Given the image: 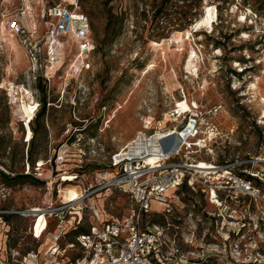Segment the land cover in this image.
I'll list each match as a JSON object with an SVG mask.
<instances>
[{
    "label": "rangeland",
    "instance_id": "1",
    "mask_svg": "<svg viewBox=\"0 0 264 264\" xmlns=\"http://www.w3.org/2000/svg\"><path fill=\"white\" fill-rule=\"evenodd\" d=\"M163 1L76 0L92 21V66L82 72L73 68L78 49L68 36L60 50L65 65L45 85L31 79L21 41L40 46L51 27L48 8L67 3L0 0V84H14L13 97L0 89V210L40 206L49 198L46 184L53 182L57 189L68 173L82 172L92 181L94 172L141 132L149 137L180 130L186 120L168 122L166 113L178 103L187 111L188 104L181 102L187 98L207 111L221 139L213 154L177 160L213 164L219 173L217 168L209 181L225 187L216 203L209 193L183 187L173 199L174 213L164 219L171 224L168 232L176 235L187 259L199 264H264V0H193L192 22L164 32L156 16ZM16 17L26 26L24 37L6 29ZM44 97L46 116L32 122ZM142 148L153 151L149 142ZM224 170L257 177L253 185L260 197L241 192L232 182L226 185ZM33 218L0 215L3 264H14L13 254L22 259L40 247L29 232Z\"/></svg>",
    "mask_w": 264,
    "mask_h": 264
},
{
    "label": "built area",
    "instance_id": "2",
    "mask_svg": "<svg viewBox=\"0 0 264 264\" xmlns=\"http://www.w3.org/2000/svg\"><path fill=\"white\" fill-rule=\"evenodd\" d=\"M46 16L51 27L45 31L42 44L21 41L32 66L31 79L40 78L45 85L51 82L56 67L65 63L60 50L68 36L74 38L78 49L73 68L78 72L90 70L92 64L88 58L96 47L90 36L87 15L77 4H56L48 8ZM6 29L16 37H24L26 33V26L19 17L8 20ZM41 52L44 63L40 73ZM181 102L188 104V110H181L178 103L166 113V120H186L185 125L180 130H170L167 134L176 132L175 136L161 139L155 152L139 149L145 147L157 131L149 137L141 132L111 155L106 167L94 172L92 181L82 172L68 173L60 178L61 188L59 185L55 189L53 182L46 184L49 198L40 206L27 211L0 210V215L34 217L29 232L40 247L27 252L22 259H16L17 255L13 254L14 264H199L187 259L176 235L168 232L171 224L164 219L174 213L173 199L184 186L209 193L210 202L214 203L213 199L218 202L225 186L212 185L211 174L194 167L199 162L189 164L177 158L201 152L213 154L221 132L208 121L207 111L197 102L187 98ZM211 112L216 115L218 109ZM148 157H154L153 164L148 163ZM217 171L219 173V168ZM224 172L228 173L226 185L232 182L241 192L260 197V190L250 179L237 177L228 170ZM71 190L75 191L74 196ZM41 220L42 227L37 233Z\"/></svg>",
    "mask_w": 264,
    "mask_h": 264
},
{
    "label": "trees",
    "instance_id": "3",
    "mask_svg": "<svg viewBox=\"0 0 264 264\" xmlns=\"http://www.w3.org/2000/svg\"><path fill=\"white\" fill-rule=\"evenodd\" d=\"M182 2H184L186 4H184L181 7V6H178L177 4L173 3L172 0H164L161 7L157 10L156 16H157V18H159V24L162 23L160 28L163 30V32L168 30L169 28H175V27H181L183 25H189L192 22V20L194 19L196 12L194 13L193 11L197 9L196 1L192 0V3H190V0H182ZM87 17L89 20L90 36H91L93 42L95 43V41L93 39V34H92V27H93L92 21L88 15H87ZM95 47H96V44H95ZM95 51H96V48L91 53L90 56H92L95 53ZM40 56H41L40 57V59H41L40 63L41 64H40L39 72L41 73L42 72V66L44 63V56H43L42 52H41ZM63 65H65V63ZM63 65L61 67H63ZM61 67L57 66L56 70L59 71V69H61ZM41 92L43 94H45V91L41 90ZM46 112H47V103H46V99L44 97L41 101V110L39 111L38 115L34 118V120L32 122L37 121L38 119L44 118L46 116ZM32 122H31V124H32ZM31 129L33 131V134L35 135L36 130L33 128H31ZM34 139H35V137L31 136L29 146H28V159H30V155H31L30 148L34 142ZM30 166L31 165L29 164L28 167H30ZM0 174L2 175L1 172H0ZM5 178H7V177H5ZM16 178H18L17 180H19V179H25L27 177L18 176ZM248 179H250L252 182H254V181L258 182L257 177H252V176L249 177L248 176ZM184 187H186V186H184Z\"/></svg>",
    "mask_w": 264,
    "mask_h": 264
},
{
    "label": "bare ground",
    "instance_id": "4",
    "mask_svg": "<svg viewBox=\"0 0 264 264\" xmlns=\"http://www.w3.org/2000/svg\"><path fill=\"white\" fill-rule=\"evenodd\" d=\"M62 2L63 3H67V4H69V5H75V4H77V2H76V0H62ZM29 6H30V4H29ZM29 11H31V10H29ZM32 12V11H31ZM3 29V28H2ZM5 33H6V30L5 29H3V34H2V36H5ZM9 39H10V37H9ZM11 40V39H10ZM10 44L14 47V42L11 40L10 41ZM18 53H20L19 52V50L17 51ZM16 52V53H17ZM14 53V52H13ZM14 55H16V54H14ZM19 57H21V56H19ZM16 64V63H15ZM17 65V64H16ZM150 71V69H148V72ZM0 89H2V90H7V91H9L10 92V94L9 95H11L12 97L14 96V84L12 83V82H10V85L9 86H7V84L4 82V83H1L0 84ZM114 118V117H113ZM172 133V134H171ZM170 134H164L163 135V132H160V131H158L157 132V134L155 135V137L149 142V144L151 145V148L153 149V151L152 152H155L156 151V146H158L159 145V142H160V140L163 138H165V137H167L168 135H173V137L175 136V134H176V132H171ZM156 141H157V145H156ZM157 151H158V147H157ZM147 161H148V163H151V164H153L154 163V157H148L147 159H146ZM199 164V165H198ZM196 166H194V167H196V168H198V169H200V170H202L203 172H205L207 175H209V174H215L216 173V169H217V167H215L213 164H210V163H203V162H199ZM177 198V197H176ZM212 203V202H211ZM214 203H216V201L214 202Z\"/></svg>",
    "mask_w": 264,
    "mask_h": 264
},
{
    "label": "crops",
    "instance_id": "5",
    "mask_svg": "<svg viewBox=\"0 0 264 264\" xmlns=\"http://www.w3.org/2000/svg\"><path fill=\"white\" fill-rule=\"evenodd\" d=\"M5 250V249H4ZM4 250L2 249V245H1V243H0V264H3V260H5V256H4ZM2 260V261H1ZM41 264H46V263H41Z\"/></svg>",
    "mask_w": 264,
    "mask_h": 264
}]
</instances>
